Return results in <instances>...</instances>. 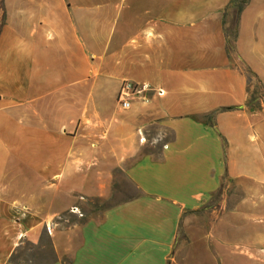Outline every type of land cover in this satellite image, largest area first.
I'll list each match as a JSON object with an SVG mask.
<instances>
[{
    "label": "crops",
    "instance_id": "0c3cea01",
    "mask_svg": "<svg viewBox=\"0 0 264 264\" xmlns=\"http://www.w3.org/2000/svg\"><path fill=\"white\" fill-rule=\"evenodd\" d=\"M224 13L228 28L231 0H0V264L25 244L45 264H209L212 201L264 171V0L232 44ZM123 81L163 96L121 111ZM116 171L136 195L87 217Z\"/></svg>",
    "mask_w": 264,
    "mask_h": 264
},
{
    "label": "rangeland",
    "instance_id": "374dc122",
    "mask_svg": "<svg viewBox=\"0 0 264 264\" xmlns=\"http://www.w3.org/2000/svg\"><path fill=\"white\" fill-rule=\"evenodd\" d=\"M112 103L115 104V101ZM257 172V175L255 174L257 185L253 190L239 193L233 190L234 185H228L225 195L218 196L212 201V206L218 207L221 204V210L217 215L219 223L216 222L215 229L210 230L213 237L209 241L212 252L209 264L214 263L216 252L219 253L216 256L219 260L217 264H264V171L259 169ZM114 179L113 194L110 199L82 202L87 217L98 215L108 207L136 195L134 188L125 182L117 171ZM95 206L98 208L94 209ZM47 254L46 245L34 247L25 244L15 257L19 264H45L42 258L47 257ZM204 258L190 257L191 261L188 264H208Z\"/></svg>",
    "mask_w": 264,
    "mask_h": 264
},
{
    "label": "built area",
    "instance_id": "2783aa9c",
    "mask_svg": "<svg viewBox=\"0 0 264 264\" xmlns=\"http://www.w3.org/2000/svg\"><path fill=\"white\" fill-rule=\"evenodd\" d=\"M152 96L161 97L163 93L162 91H155L147 85L123 81L117 91L116 105L121 111H128L135 102L148 104ZM69 213L78 218H82V214L77 208L71 209ZM46 230L50 233V227H47Z\"/></svg>",
    "mask_w": 264,
    "mask_h": 264
},
{
    "label": "trees",
    "instance_id": "16d2710c",
    "mask_svg": "<svg viewBox=\"0 0 264 264\" xmlns=\"http://www.w3.org/2000/svg\"><path fill=\"white\" fill-rule=\"evenodd\" d=\"M248 1L249 0H231V5L233 7V19H232L231 24L228 28H225V24H226L225 13L223 14L222 25L224 26V36L230 44H232L236 40L238 19H239L241 12L243 11V9L248 4ZM250 78H254V76L252 74H250ZM254 94H256V92H254ZM254 94L250 95V100L248 102L249 106L256 105ZM205 121L209 124H212V117L209 116V117L205 118ZM94 201L100 202V200H94ZM104 204L105 203H103V205ZM97 208H98V206H95L94 209H97ZM108 208H110V207H108ZM71 215L72 214L68 213V214L63 215L62 217L70 218ZM82 218H83V215H82ZM70 222H73V221L70 220Z\"/></svg>",
    "mask_w": 264,
    "mask_h": 264
}]
</instances>
